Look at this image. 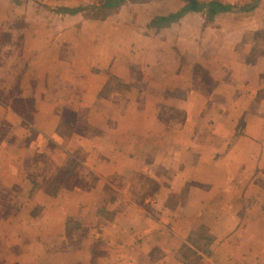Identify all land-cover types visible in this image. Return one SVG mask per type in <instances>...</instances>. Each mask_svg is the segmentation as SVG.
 I'll list each match as a JSON object with an SVG mask.
<instances>
[{"label": "crops", "instance_id": "obj_1", "mask_svg": "<svg viewBox=\"0 0 264 264\" xmlns=\"http://www.w3.org/2000/svg\"><path fill=\"white\" fill-rule=\"evenodd\" d=\"M45 1L0 0V264H264V0Z\"/></svg>", "mask_w": 264, "mask_h": 264}, {"label": "rangeland", "instance_id": "obj_2", "mask_svg": "<svg viewBox=\"0 0 264 264\" xmlns=\"http://www.w3.org/2000/svg\"><path fill=\"white\" fill-rule=\"evenodd\" d=\"M36 4L34 5V8L37 9H41V13H45L46 14V9L44 10V8H48V1L45 0H36ZM74 3H78V4H85L88 5L90 8H94L96 7L98 4H107V2L109 0H73ZM45 2V3H44ZM52 8V7H51ZM184 117V113L182 112H178V111H171V110H166V111H162L161 113V118L163 120H165L168 123H177L180 122V120H182V118ZM142 180H140L138 183H141ZM144 181V180H143Z\"/></svg>", "mask_w": 264, "mask_h": 264}, {"label": "trees", "instance_id": "obj_3", "mask_svg": "<svg viewBox=\"0 0 264 264\" xmlns=\"http://www.w3.org/2000/svg\"><path fill=\"white\" fill-rule=\"evenodd\" d=\"M123 1H124V0H109V1L107 2V5L113 7V6H117V5L121 4ZM191 3H193L192 9L195 10V4H194V1L191 0ZM222 10H223V9H222Z\"/></svg>", "mask_w": 264, "mask_h": 264}]
</instances>
